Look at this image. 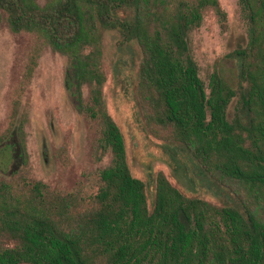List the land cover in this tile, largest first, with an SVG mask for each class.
<instances>
[{"label": "trees", "instance_id": "obj_1", "mask_svg": "<svg viewBox=\"0 0 264 264\" xmlns=\"http://www.w3.org/2000/svg\"><path fill=\"white\" fill-rule=\"evenodd\" d=\"M241 4L247 38L232 55L243 86L229 118L235 89L217 71L204 85L188 41L206 9L224 17L218 0H0V23L3 11L11 31L34 32L68 58V89L97 121V148L112 153L83 211L39 180L0 176V264H264V0ZM106 29L140 48L136 93L149 131L186 150L234 206L189 197L161 171L148 205L102 93ZM15 131L24 165L21 123Z\"/></svg>", "mask_w": 264, "mask_h": 264}, {"label": "rangeland", "instance_id": "obj_2", "mask_svg": "<svg viewBox=\"0 0 264 264\" xmlns=\"http://www.w3.org/2000/svg\"><path fill=\"white\" fill-rule=\"evenodd\" d=\"M47 0H36L43 5ZM224 12L212 8L189 32V48L205 86L217 71L236 91L227 108L229 118L239 113V59L232 53L246 42L247 18L241 0H218ZM0 23V176L15 182L39 180L54 194L66 195L75 211L92 207L100 184L99 171L111 164L110 149L100 152L97 121L78 109V98L68 89L69 61L53 51L34 32H13L1 11ZM102 93L108 113L118 125L131 174L145 183L147 203L154 196L156 173L161 171L183 194L217 205L234 206L236 197L214 183L191 155L178 144L160 139L147 128L137 96L141 52L132 40L121 44L115 30L102 33ZM89 88L83 86L87 104ZM22 124L26 163L16 145L15 126ZM11 149L6 145L11 144ZM17 172V173H15ZM15 173V174H14ZM24 176V177H23Z\"/></svg>", "mask_w": 264, "mask_h": 264}]
</instances>
